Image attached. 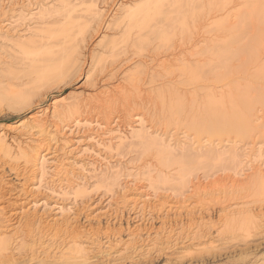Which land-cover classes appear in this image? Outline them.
Here are the masks:
<instances>
[{"label":"rangeland","instance_id":"rangeland-1","mask_svg":"<svg viewBox=\"0 0 264 264\" xmlns=\"http://www.w3.org/2000/svg\"><path fill=\"white\" fill-rule=\"evenodd\" d=\"M91 1L99 12L91 18L81 11V19L88 25L74 34L73 63L54 76L35 78L16 44L56 26L64 6L81 4L79 8H85ZM140 1L0 0V130H9V124L25 122L45 108L50 115L54 106L68 112L65 119L80 118L78 126L61 138L68 145L65 149H60L61 141L53 145L50 135L32 143L42 144L41 149L46 148L51 157L46 174L0 152V230L8 231L12 240L6 255L10 260L4 264H65L62 255L72 239L81 241L86 250L88 260L79 264H264V228L251 229L252 235H248L231 223L223 224L222 217L226 204H231L227 209L248 206L264 210L259 174L242 173L245 176L237 177L235 183L237 193L224 203V198L217 202L206 197L207 204H202L206 209L200 210L204 222L196 217L190 220L189 207L203 195L187 193L175 180L180 174L178 164L163 160L156 147L146 151L142 139L133 137L119 144L120 136L113 132L108 135L110 144L106 135L96 137L84 125L87 120L106 124L116 118L130 135L131 121L139 115L156 134L175 130L177 140L171 142L175 159L184 158V152L190 157L207 149L216 153L210 154L208 162H195L190 168L185 165L187 171L194 167L189 174L184 167L187 185L202 186L199 190L205 187L207 192L228 189L226 180L209 182L236 168L239 158L234 161L230 143L264 142V22L247 19L241 23L246 9L263 6L264 0H194V7L188 1L182 13L184 27L163 21L157 24L169 31L164 40L151 34L157 27L155 20L142 30L128 28L122 9L133 8ZM41 7L54 10L38 17ZM243 44L250 46L251 55L239 50ZM163 62L168 63L165 69ZM193 68L199 69L195 77ZM134 74L141 78L139 84H131ZM16 93L21 96L15 100L5 96ZM244 96L259 99L255 106L260 119L251 122L248 135H208L191 128L190 122L207 120L204 104L208 99L230 116L239 112ZM77 99H81V108L68 110L69 103ZM177 99L183 109L172 113L170 106ZM183 131L205 144L202 153L197 146L194 150L196 142L190 146L183 139ZM160 135L164 145L170 137ZM10 136L24 141L17 133ZM58 161L65 164L60 176L53 170ZM77 188L85 191L80 194ZM140 195V203L155 195L159 201L148 202L144 210L137 211L141 204L136 206L134 199ZM178 199L185 206L169 210L168 204Z\"/></svg>","mask_w":264,"mask_h":264},{"label":"bare ground","instance_id":"bare-ground-1","mask_svg":"<svg viewBox=\"0 0 264 264\" xmlns=\"http://www.w3.org/2000/svg\"><path fill=\"white\" fill-rule=\"evenodd\" d=\"M188 1L189 3L191 2L192 4L191 7L192 6L194 7L193 5L194 0H141L140 3L135 7L133 6V8H130V9L123 8L121 14H123L122 18L127 19L128 28L130 29L139 28V30H142L143 28L148 27V24L152 20L156 21L155 25L163 21L170 25L177 24V25H180L181 27L182 26L184 27L185 19L183 18L182 13H184L183 11L186 10L184 9V6L186 5V3H188ZM210 1L213 2L214 0H210ZM256 1L258 2V0ZM80 5L73 4L67 8L64 6V8L61 10V13H60L61 18L57 19L56 21L57 22L56 26L48 29L47 32L42 33V35H38V32H36L34 33L35 37L33 38L31 37L32 39L28 38L26 41L16 44L17 53L19 52L22 55L23 60L26 61L24 64H27L26 67H27L28 72L35 74L36 76L35 78H37L38 80L44 79L48 76H54L73 63L74 54L77 48L75 39H74L75 38L74 34L75 32L81 33L84 27L88 25L87 21H84L83 19H81V18H84L81 11L84 10V12H88V15L91 18L98 15V12H99V8L96 2L94 1H91L90 4L86 6L85 8L84 7L79 8ZM259 6L258 5L249 6V8L246 9L247 10L246 16L241 21V23L245 22V20L247 19H251L252 21L256 23L264 22V5L261 7ZM53 10L54 8L53 9L52 8L43 9L41 7L38 10L37 15L38 17H43L45 13L53 11ZM151 34L152 36H156L157 38L164 40V38H167L169 36V31L167 29L162 30L161 27L157 25V27H155L152 30ZM248 44H243L244 46L242 45L239 48V50L242 49V51H244L246 54L251 55L252 51L249 50L250 46H248ZM226 55H228V53H226L224 56ZM167 64L168 63L163 62L162 65L161 64L160 65L162 66V68H164ZM198 70H199L198 68H193L191 70V74L195 77L199 72ZM138 79H139V82L137 83ZM140 79H141L140 77L134 74L133 76L131 75L130 82L132 85L139 84ZM5 96L9 99L15 100L16 98H20L21 94L19 93H16L13 95L6 94ZM77 96L79 98L81 97L80 94ZM258 100L257 98L253 100V99H250V97L248 96H244L240 101L241 108L239 112L234 113L233 115L230 114L229 116L223 112L224 110L222 111L221 106L212 103L208 99L206 103L204 104V114L207 120L200 119V121H192V123L190 122L189 124L190 125L192 124L191 128H193V130L195 129V131H197L198 133L205 132L208 135L209 134L224 135V134H228L231 132L237 135H240V136H245L246 134L248 135L247 129L249 128L251 122H254V121L256 122L260 119V115L257 114L259 113V110L255 106L256 105L255 101H258ZM81 106H82L81 99L80 100L77 99L76 101H71L67 109L77 110L81 108ZM182 109H183L182 103L178 99L175 100L170 106V110L172 113H179L182 111ZM66 113L68 112L65 111L63 108H58L57 106H54L50 115H49V111H47V109L45 108L41 112H39L37 115L36 114L33 116L31 115L32 117L30 116V119H28L27 121L25 120V122H20L19 124H15V123L9 124V127H10V128L8 127L9 130L8 129L0 130V152L6 155L8 159H21L23 164L36 166L42 175L46 174L47 163L50 161L49 159L51 157L50 158L47 157L48 152H45L46 148L41 149L42 144L41 146H38L37 144H36L37 146H34L32 143H37V141L43 140L44 138H46V136L50 135V137L48 136V138L50 141L53 142V145L54 144L58 145L59 142L61 141L63 144H61L62 147H60V149L62 150L65 149L64 146L67 147L68 145L61 138L64 135H66L67 132L68 133L71 132L72 127L78 126V124L80 123L78 121L80 118L78 119V117H75L72 120L65 119L64 116ZM134 117L135 119L131 121V123H133L134 125L132 126V128H130V133H129L130 135L125 134V131L122 130L121 125L116 120V118H113L111 122H107L106 124H103L104 121L102 123L99 120H94V119L93 121L87 120V121H84L85 122L84 125L87 128H89L91 131H93L96 137L106 135L104 139L107 140L108 143L111 142L110 140L111 138L109 139L108 135L110 134L112 135L113 132L118 134V137L120 136V139H119L120 142L118 141L119 144L120 143L123 144L124 142H126V140H128L127 142H129L130 138H133V137L142 139L141 143L143 145V148L146 151L151 150L156 147L155 149L158 155H160L162 159L164 158L163 160L167 161L168 163H171V165L172 163H176V165L178 164L180 166V174L177 175L178 179H175V180H177V182L181 186L186 187L187 193L189 192L191 193L193 191L194 194L199 193L200 195L201 193L203 195V197L201 196L202 200L199 197L201 201H199L198 203H195L192 207H189L188 214H189L190 220H193V218L196 217V219L199 220L200 222H204V216L202 214L203 212H201L200 210L206 209V207L203 208V205H202V204H205V205L207 204L205 202L206 197L214 198L217 200V202H219L218 200H220L221 198H224V200L222 199V202H221V203H224L225 201H227L228 196L233 195L235 192L237 193L239 186L235 183L237 182V177L238 178L242 177L244 172L249 173V171H252L253 172L252 174L254 173L255 174L257 173V175L259 174V177H260L259 184L261 186V189L264 191V171H263L264 169V142L263 141H261L260 143L258 142V144L252 143L250 145L247 143L246 145V144H240V142L232 141L230 143V146H231L233 155L231 156H234V161L237 159V157L239 158L238 164L237 166H235L236 168H232L228 170L229 173L224 175V177H216L215 179L209 182L210 184H215V183H219L220 182L219 180H223V181L226 180L230 183L229 184L230 186L229 187L227 186L228 189H224L221 191L211 190L210 192H207L204 190L205 187H203L202 190H199V188L202 186L195 185V187L190 188L192 186V183L191 185H187V183H189V180L187 179L188 175L187 176L185 175L186 176L185 177L184 174L186 173H184L183 171H184L185 165H189L195 162L196 163L197 162H200V163L208 162L209 158H211V155L215 152L210 151V150L207 151L208 150L207 149L206 150L207 153L205 151L204 154L202 155L199 154L194 157H190V155L187 154L188 152L187 153L184 152L183 154L185 155V157L177 160L174 158V155L171 152L174 149V147H172L171 145L174 144V142L177 140L176 138L178 136L177 131L174 130L172 133L171 131H169L171 133L169 134L164 130L166 133L162 131V132H159V134H156V130L151 129V126L149 128L146 127L145 125L146 121L141 116L136 115ZM93 122H95L94 125H92ZM51 130L54 131L55 133H53ZM11 132L17 133L18 137H22L24 141L12 138V136H10ZM153 133H155L156 135H152ZM184 133L185 131H183V136H182L183 139L189 142L190 146H192L196 142L197 145H195L194 150L197 146L198 148L197 152L202 153L203 150L201 149L205 147V144H203L202 141L201 143L198 138H197L198 140H195L196 138H193L194 140L192 138H189V136H187L188 134L186 135ZM160 134L162 135L168 134V136L170 137L168 139V137L166 136L167 140L166 142H164V145L162 143L164 138L162 139ZM57 145H55V147ZM207 145L209 146L208 143ZM162 146H165L167 148V151H165L166 148L163 151V149H161ZM182 146H184V144ZM238 149H239V153H237ZM194 150L193 152L195 154ZM218 153L221 154L220 152ZM219 154H218V158H219ZM214 155L216 156V153ZM226 157L227 159H230L228 158L229 156H226ZM212 159L214 160V158ZM222 159L226 160V158H221V160ZM213 163H216V162H213ZM196 166H197L196 168H199L200 165H196ZM64 168H65V164L61 161H58V164H56V166L53 167V170L55 171L54 174L60 176L61 174L64 173L65 171ZM188 168H190V165L188 166ZM193 168L194 167L192 166L191 170ZM186 169L187 168L185 167V171L187 172V174L192 172L190 169L189 170L191 172H188L189 170L187 171ZM177 182L175 181V184H177ZM179 184L177 185L180 186ZM78 189L79 188H77V190ZM83 191L85 190L84 189L78 190L80 194ZM215 192L218 194V196L215 194L217 197H214L213 195V193ZM142 197L143 196L140 195L139 197L134 199V203L136 206L139 205L140 202H142L141 201ZM230 199L231 198H229L228 200ZM156 201H159V197L157 195L153 196L150 201H146V202L143 201V203H140L141 205L139 206L138 208L139 210L137 211L144 210V206L146 207V205H149V204L152 205ZM178 202L180 204H178ZM183 204H185V201L178 199L168 204L169 206L168 208L169 210L173 208L174 210H177L178 208L184 207L185 205L183 206ZM226 205L227 206L223 208V211H224L222 215L224 219L223 224L230 225L231 223V227L233 228L238 227L241 230L243 229V231H245L248 235L251 232V229L264 228V218H262L263 223L261 221V216L263 215L264 217V210H261V208L256 210V208L244 206V207H239L237 209H227L228 206H231V204H226ZM195 211H199V212L195 214ZM235 220H237V222L235 223V225H233ZM198 225L200 224L198 223ZM8 234H9L8 231L0 230V253L3 256V257H0V264H4L3 262L5 261L8 262L10 260V258L6 256L7 251H9V247H10L9 245L12 242L11 237L8 236ZM80 242L81 241H79L78 239L70 240V243L67 249L62 255L65 264H79V263L86 262L88 260L86 253H85L86 250L83 249L84 245L82 246Z\"/></svg>","mask_w":264,"mask_h":264},{"label":"snow or ice","instance_id":"snow-or-ice-1","mask_svg":"<svg viewBox=\"0 0 264 264\" xmlns=\"http://www.w3.org/2000/svg\"><path fill=\"white\" fill-rule=\"evenodd\" d=\"M25 264H26V262H25Z\"/></svg>","mask_w":264,"mask_h":264}]
</instances>
